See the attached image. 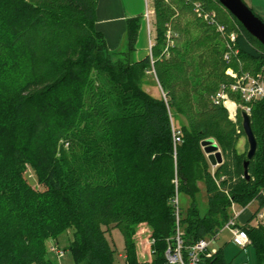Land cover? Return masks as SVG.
Segmentation results:
<instances>
[{"label":"trees","instance_id":"1","mask_svg":"<svg viewBox=\"0 0 264 264\" xmlns=\"http://www.w3.org/2000/svg\"><path fill=\"white\" fill-rule=\"evenodd\" d=\"M97 3L0 0V105L16 102L12 112L0 110V264H57L47 242L69 229L75 264H117L107 236L111 227L123 231L130 264H150L138 258L141 224L156 240L151 264H164L176 231L175 179L178 193L194 199L181 217L186 246L220 231L232 216V201L246 207L255 200L258 208L243 227L257 264H264V220L252 223L264 210V99L251 102L258 148L250 179L244 176L247 149L235 181L229 162L213 167L202 145L212 138L225 152L241 134L249 149L243 110L235 122L213 100L229 82L227 67L240 69L236 57L224 59L227 39L217 25L241 30L262 51H248L239 42L244 70L261 69L264 45L219 0H153L151 56L114 60L118 51L108 49L95 26ZM198 4L214 21L203 18ZM139 28V17L128 19L130 52ZM151 69L163 96L143 87ZM172 112L187 121L178 128L176 147ZM201 182L209 193L203 216L195 202ZM202 264L229 263L220 247Z\"/></svg>","mask_w":264,"mask_h":264},{"label":"built area","instance_id":"2","mask_svg":"<svg viewBox=\"0 0 264 264\" xmlns=\"http://www.w3.org/2000/svg\"><path fill=\"white\" fill-rule=\"evenodd\" d=\"M149 7L150 6L147 5L145 11V18L147 19L148 24L150 22L151 13L154 12L153 10H150ZM196 9L204 19L214 21L213 13L200 12L199 4L197 5ZM217 29L223 35H225L227 39L224 59L227 62H231L232 58L236 57V61L239 64L240 69L237 70L232 66L227 67L226 75L229 77V82L223 83L221 85L220 89L214 94L213 100L216 103L223 105L228 110L229 118L236 122L239 109H242L243 111L250 114L252 109L251 102L264 99V65L257 72L244 70L243 63L238 56L240 52V32L235 29L227 32L223 24H218ZM169 35L170 34L168 33V36ZM259 54L261 53L259 52ZM233 94H237L240 100L234 98ZM230 105H233V109ZM238 131L240 132V130ZM173 136L176 147L177 143L181 141V131L178 128H175L174 125ZM175 183L177 189L174 198L172 199V204L176 214V231L175 234L167 241V247L164 251V264H202L203 257H212L217 253L218 248L213 247L212 245L216 241L219 232L223 228H229L231 230L232 242L235 245L242 248H247L251 244V239L247 229H245L243 225L238 222L240 212L237 210V204L232 201V216L220 231H218L215 235L201 238L193 245L186 246L183 238L184 231L181 226L177 179H175ZM257 216L259 218L258 221H263L264 210H262ZM155 242V238L151 235L148 236L144 242V247L148 251L150 257L147 262L150 264L153 262L156 255V250L154 248ZM51 250L59 257L64 254V252L60 251V249H58L56 246H52ZM124 257L126 259V264H130L126 255Z\"/></svg>","mask_w":264,"mask_h":264},{"label":"rangeland","instance_id":"3","mask_svg":"<svg viewBox=\"0 0 264 264\" xmlns=\"http://www.w3.org/2000/svg\"><path fill=\"white\" fill-rule=\"evenodd\" d=\"M149 1H150L149 8L150 10L154 11V7L152 6V1L151 0ZM244 2H246V4L250 7L249 5L250 3L248 2V0H244ZM146 21L147 19L145 20V22ZM149 26L152 29V36L154 43V37L156 35L155 11L151 13ZM238 31L240 32L239 42L240 44H242L241 41L242 39H244L245 35L241 30L238 29ZM245 39L247 40L248 46L251 47L250 49L252 50V52L255 53L262 52L255 49V47L250 43V41L246 37ZM153 43H151L150 45H153ZM112 58L114 60L124 59V58H129L133 60L135 59L134 52H130L127 43L124 44V46H122L121 49L118 50V53L116 55H113ZM143 87L146 91H148L149 93L155 96L164 95L162 86L158 82V79L153 69L147 72V75L143 80ZM15 103L16 102L12 103L10 102V100H8L4 102V104H1L0 105L1 113L5 114L12 112ZM173 116H174L176 128H179L181 126V123L185 124L187 122L184 115L177 116L176 114L173 113ZM233 143H234V145H232L233 148L228 149L225 152L222 151V148L220 146L219 147L223 155V160L225 159L226 161H228L229 164L233 167L232 169H235L234 171L236 172V174L234 175V178L235 181H237L242 175L237 172V169L238 166L239 165L241 166V164L243 163L244 161L243 153L246 151V149L248 152V147L246 148L245 136L241 134L235 135V141ZM28 174L30 181L34 185H37V180L34 172L32 170H29ZM195 202L199 209L200 215L203 216L209 207V193L205 182H201L199 184V191L196 193ZM192 204H194V199L192 198L191 195L183 191L179 193V210L181 213V217H186L188 215V211L191 208ZM243 208H244L243 206L237 204V210L239 212H242ZM257 208H258V203L255 200L248 205V209L252 212H255ZM258 220L259 218L257 216L252 223L256 224ZM150 235H151V229L147 224H141L138 226L137 233L135 235V240L137 245L138 258L140 260L147 261L150 259L149 253L144 247V242ZM107 236L111 244L114 245L116 248V254H115L116 263L126 264V259L124 257L126 255V243H125V236L121 228L111 227V230L107 234ZM72 238H73V230L69 229L67 231L62 232L58 237L56 238L53 237L48 240L47 242L48 255L57 264H75L73 256L68 249ZM52 246H56L58 249H60V251H63L64 254L59 257L58 255H56V253H54L51 250ZM212 246L216 248H220V247L223 248L225 258L229 264H257L256 252L254 247L252 245H249L247 248H242L235 245L232 242V232L229 228H223L219 232L216 241Z\"/></svg>","mask_w":264,"mask_h":264},{"label":"crops","instance_id":"4","mask_svg":"<svg viewBox=\"0 0 264 264\" xmlns=\"http://www.w3.org/2000/svg\"><path fill=\"white\" fill-rule=\"evenodd\" d=\"M151 1L153 6V0ZM248 2L252 10L264 19V0H248ZM147 5H150L149 0H98L95 26L104 35L110 51H118L126 44L127 21L129 18L139 17L140 28L134 58L140 60L147 55H151L152 46L150 44L153 43V36L148 22H145ZM241 43L246 50L252 51L245 37ZM253 213L248 209L247 205L240 212L238 222L242 225L245 224Z\"/></svg>","mask_w":264,"mask_h":264},{"label":"water","instance_id":"5","mask_svg":"<svg viewBox=\"0 0 264 264\" xmlns=\"http://www.w3.org/2000/svg\"><path fill=\"white\" fill-rule=\"evenodd\" d=\"M219 2L242 23L252 36L264 45V20L244 0H219ZM242 126L249 144L247 159L244 161V176L246 179H250L249 164L256 155L258 142L252 128L250 114L245 111L242 112ZM202 145L213 166L223 162L222 152L214 139H206Z\"/></svg>","mask_w":264,"mask_h":264},{"label":"bare ground","instance_id":"6","mask_svg":"<svg viewBox=\"0 0 264 264\" xmlns=\"http://www.w3.org/2000/svg\"><path fill=\"white\" fill-rule=\"evenodd\" d=\"M231 106V108L233 109V105H230Z\"/></svg>","mask_w":264,"mask_h":264}]
</instances>
